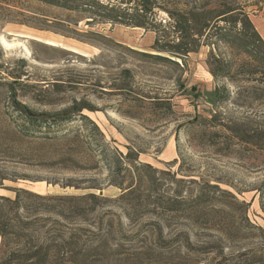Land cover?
Returning a JSON list of instances; mask_svg holds the SVG:
<instances>
[{
	"label": "rangeland",
	"instance_id": "rangeland-1",
	"mask_svg": "<svg viewBox=\"0 0 264 264\" xmlns=\"http://www.w3.org/2000/svg\"><path fill=\"white\" fill-rule=\"evenodd\" d=\"M174 2L158 0V17ZM247 10L264 38V1ZM157 37L42 0H0V196L67 197L18 211L77 232L87 264H264V143L234 133L264 125V94L224 68L234 63L225 43L214 46L216 76L211 37L184 58L154 49ZM40 202L64 210L37 213ZM40 223L37 240L50 228ZM6 241L1 253L17 237Z\"/></svg>",
	"mask_w": 264,
	"mask_h": 264
},
{
	"label": "trees",
	"instance_id": "trees-1",
	"mask_svg": "<svg viewBox=\"0 0 264 264\" xmlns=\"http://www.w3.org/2000/svg\"><path fill=\"white\" fill-rule=\"evenodd\" d=\"M51 5L60 6L68 10H76L85 13L94 20L102 22L122 23L128 26L143 27L154 30L158 37L153 46L160 52H168L173 56L184 58L191 52L198 51L203 38L211 37L209 42L212 50L209 64L214 75L222 63L221 56L214 52L217 43H225L234 51V63L231 60L224 61L226 69L234 66V76L244 74L253 82L254 95L264 94V38L256 28L249 6L257 5L264 0L244 4L241 0H234L233 4H222L218 0H174L173 8H167L168 18L158 17L155 7L158 0H42ZM121 2L126 6L122 8ZM128 3H132L129 6ZM263 7L260 6L259 10ZM0 66L1 63H0ZM225 75V74H223ZM260 92V93H259ZM214 95L219 99L220 89H214ZM256 99V98H253ZM260 99V98H258ZM238 104L241 102H237ZM240 127H234V133L241 140L248 143H264V125L250 128L248 122ZM16 197L0 196V235L3 236V246L9 243L5 239L9 236L17 237V244L4 250L0 256V264H87V258H81V252L77 251V232L70 231L68 236L63 232H57L58 221L50 217L32 218L19 214V209L30 213L31 200L62 201L67 197L43 196L35 194L27 189H15ZM89 194L87 197H94ZM27 200H29L27 202ZM15 209L14 214H9ZM33 207V206H32ZM44 210L49 214L61 215L64 208L60 204H48L40 202L36 212ZM37 215V214H35ZM42 220V221H41ZM49 222L50 227L46 235L37 240L35 233L38 228L30 230L38 222ZM36 227V226H34ZM19 228V229H18ZM40 228V227H39ZM59 235L56 237V235ZM84 254V253H83Z\"/></svg>",
	"mask_w": 264,
	"mask_h": 264
},
{
	"label": "crops",
	"instance_id": "crops-1",
	"mask_svg": "<svg viewBox=\"0 0 264 264\" xmlns=\"http://www.w3.org/2000/svg\"><path fill=\"white\" fill-rule=\"evenodd\" d=\"M3 241H4V238L2 235H0V256H1V248H2V245H3Z\"/></svg>",
	"mask_w": 264,
	"mask_h": 264
},
{
	"label": "bare ground",
	"instance_id": "bare-ground-1",
	"mask_svg": "<svg viewBox=\"0 0 264 264\" xmlns=\"http://www.w3.org/2000/svg\"><path fill=\"white\" fill-rule=\"evenodd\" d=\"M3 43H5L4 39H2Z\"/></svg>",
	"mask_w": 264,
	"mask_h": 264
}]
</instances>
